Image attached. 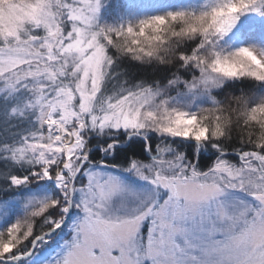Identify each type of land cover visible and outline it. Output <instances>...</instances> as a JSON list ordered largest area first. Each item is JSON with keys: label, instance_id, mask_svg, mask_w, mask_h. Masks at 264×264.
<instances>
[{"label": "snow or ice", "instance_id": "obj_1", "mask_svg": "<svg viewBox=\"0 0 264 264\" xmlns=\"http://www.w3.org/2000/svg\"><path fill=\"white\" fill-rule=\"evenodd\" d=\"M107 2L0 0V264H264V0Z\"/></svg>", "mask_w": 264, "mask_h": 264}, {"label": "trees", "instance_id": "obj_2", "mask_svg": "<svg viewBox=\"0 0 264 264\" xmlns=\"http://www.w3.org/2000/svg\"><path fill=\"white\" fill-rule=\"evenodd\" d=\"M128 2L129 0H108L106 7L103 9V17L106 16L107 18H112V21L110 22L115 23L117 18H122L123 14H125ZM122 66L127 70L128 76L130 78L152 79L157 75L151 70L150 66L140 65L137 62L131 61L130 59H125ZM159 75L163 74L161 73ZM244 91H248V89L244 88ZM232 92L238 93L239 89H230L229 94L227 95H230ZM218 98L221 100H226V96H221Z\"/></svg>", "mask_w": 264, "mask_h": 264}, {"label": "rangeland", "instance_id": "obj_3", "mask_svg": "<svg viewBox=\"0 0 264 264\" xmlns=\"http://www.w3.org/2000/svg\"><path fill=\"white\" fill-rule=\"evenodd\" d=\"M175 2L179 3V2H181V0H175ZM103 16H104V15H103V9H102V11H101V22H102V23H108V24H112V23H113V22H110V21H112V18L110 19V18H107L106 16H105V17H103ZM106 18H107V20H109V21H107ZM122 18H125L124 14H123ZM122 18H117V19L115 20V23L119 22ZM119 19H120V20H119Z\"/></svg>", "mask_w": 264, "mask_h": 264}]
</instances>
